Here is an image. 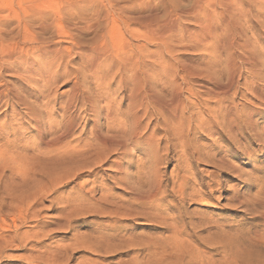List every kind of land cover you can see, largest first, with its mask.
I'll use <instances>...</instances> for the list:
<instances>
[{
    "label": "rangeland",
    "instance_id": "obj_1",
    "mask_svg": "<svg viewBox=\"0 0 264 264\" xmlns=\"http://www.w3.org/2000/svg\"><path fill=\"white\" fill-rule=\"evenodd\" d=\"M28 1L0 0L2 36L9 37L15 32L16 15H21L20 7ZM57 1L64 4L60 9L63 21L59 24L64 28V21L71 25L76 20L79 24L96 23L98 9L107 7L110 0H87L85 3V0H78L80 2L71 9L66 0ZM110 2L115 10L136 16L139 21L145 20L134 25L140 44L138 59L152 65L153 76H158L161 71L156 59H171L174 63L189 65L194 69L202 67L209 59H220L218 55L223 49V41L220 42L218 38L217 41L213 39L215 42H205V37L200 38L202 34L195 35L202 32L197 28L200 19H206V15L212 12L210 1V6L206 3L207 9L204 2L203 9L199 11L192 10V0ZM84 4L90 8L83 11L75 9L85 8ZM253 8L257 10L258 7ZM169 12L179 17L174 19V31L168 36L174 40L168 42L171 48L167 51L163 43L149 37L151 32L146 26L150 16L153 17L152 24H163ZM213 25L216 26L215 21L211 27ZM120 29L115 32L117 40L122 32L125 36L128 34L125 27ZM80 31L84 39L94 36L93 27ZM246 35L250 36L248 31ZM60 43L63 44L62 41ZM255 50L264 58L262 37L256 41ZM131 54L132 51L126 48L125 58ZM220 55L222 58L224 52ZM9 62L6 61V64ZM69 66L75 68L74 64ZM94 69L82 74L88 78L91 88L95 83L89 77L98 71ZM241 74L245 75L243 67ZM0 75L9 84L17 82L4 69ZM60 80L56 87V106H60L71 85L66 78ZM240 81L243 80L239 78V89L249 92L246 89L248 86ZM162 96L169 101L170 92L162 91ZM51 99H43L42 109L52 105ZM180 100L182 103L173 104L174 107L181 104L175 111L185 114L181 121L183 123H179L183 130L181 135L178 132V138L172 129L174 125L168 127L162 113L153 105H148L142 127L147 126L146 134L155 131L153 138L159 144L157 150L162 157L158 165L161 185L160 194L141 204L132 203V194L112 178L117 171L111 167L110 161L116 159L117 155L110 154L104 163L95 164L91 154L101 151V148L94 147L92 153L80 151L91 141L90 126L96 117L88 121V113H85V117L79 118L68 145L62 150L47 153L38 150L35 135L29 132L30 124L17 119L23 117L22 109L18 106H0V264H264V189H261L264 187V146L253 140L248 146L250 154L231 158L235 165L241 166L244 174L241 177L219 171L207 156H204L206 161L204 158L200 161L195 159L200 152L205 153V146L213 138L206 131L194 133L199 119L205 117V111L201 112L202 106L196 105V98L181 94ZM122 106H127L126 102L123 101ZM198 110L201 114L196 115ZM59 114L55 113L51 119L58 120ZM263 116L264 110H260L254 120L260 123ZM10 117L13 119L10 120ZM100 120L104 126L106 122L102 118ZM260 126L264 128V123H260ZM140 146L145 147L143 141ZM230 147L231 144H225L221 154L227 155L225 153ZM185 151L188 153L185 154ZM210 153H216V150ZM148 159V152L135 149L121 159L128 166L120 170L133 174L139 164V168L143 167L149 175L148 166L155 163ZM227 174L231 177L228 178ZM233 187L247 206L243 201L242 207L234 204L238 201L231 198ZM205 198H209L208 205L199 206L202 201L205 202ZM21 199L28 200L29 207L23 215H17L13 210ZM252 203H255L254 206ZM116 208L119 212H114Z\"/></svg>",
    "mask_w": 264,
    "mask_h": 264
},
{
    "label": "bare ground",
    "instance_id": "obj_2",
    "mask_svg": "<svg viewBox=\"0 0 264 264\" xmlns=\"http://www.w3.org/2000/svg\"><path fill=\"white\" fill-rule=\"evenodd\" d=\"M110 1H107L109 5L105 6L106 10L105 7L103 9L105 12L98 9L96 23L92 21L79 24L76 20L72 21L74 25H71L64 21V28L59 25L63 21L60 9L64 6L60 1L58 3L57 0H29L24 3L20 7L21 15H16L17 24L13 28L15 32L12 34L10 32L11 35L6 37L2 36L3 31L0 29V72L4 69L17 79L16 84L12 85L0 78V106L20 107L24 113L23 117H17L15 114L14 117L30 124L29 132L35 135L34 141L38 150L47 153L62 150L68 145L74 136L79 118L85 117V113H88V121L96 117L90 126L91 141L80 151L92 153L94 147L101 148V151L97 150L91 154L95 164L104 163L110 154L117 155L116 159L110 161L111 167L117 171L112 178L132 194V203L141 204L160 194L158 191L161 185L158 165L162 157L157 150L159 144L153 138L155 131L151 130L146 134L147 126L142 127L148 105H153L162 113L167 119L164 123L167 122L168 127L174 125L172 129L178 138L182 134L181 121L185 114L183 111H175L181 104H176V108L173 104L182 103L181 94L190 95L196 98V105L202 106L203 110L198 107L201 112L205 111L203 113L205 117L197 120L194 133H198L199 130L206 131V134L213 138L205 146V153L200 152L195 159L200 161L207 156V159L211 158L210 161H214L219 171L241 177L243 173L241 166L235 165L231 158L250 154L248 146L253 140L261 142L264 146V128L260 126V123H264V116L260 123L254 120V116L260 110H264V58L255 50L256 41L261 37L264 40V0H192L191 8L195 11L203 9L204 2V8L207 6L206 3L208 6L213 5L212 8L209 7L212 12L208 8L211 13L206 15L208 16L206 19L203 18L204 21L196 18V22L199 21L197 28L202 32L195 35L202 34L200 38L205 37V42L213 39L217 41L218 38L220 42L223 41V49L218 55L220 59L214 61L209 59L198 69L189 65H179L171 59H156L162 72V74L159 72L158 76H153V71L151 73L152 65L142 63L138 59L140 44L134 25H139L145 20L139 21L136 16L115 10ZM77 2L80 1H65L69 8L74 7ZM84 6L85 8L75 9L83 11L90 8H87L88 5ZM216 6L219 9H216ZM253 7L258 8L256 10ZM169 13L166 22L158 25L152 24V16L148 17L146 26L151 32L149 37L163 43L167 51L171 48L169 41L172 39L168 36L174 31L176 23L174 19L179 17L176 13ZM214 21L216 26L211 27ZM89 27L94 28V36L91 39H84L80 30ZM123 27L128 34L125 36L122 32L117 40L115 32ZM246 31L250 36L246 35ZM115 40L118 41V45ZM126 48L132 51L128 58L124 56ZM222 52L224 56L221 58ZM6 61L11 62L6 64ZM70 64H74L75 68H71ZM153 66L155 67L154 64ZM94 67H97L98 71ZM242 67L245 75L241 74ZM92 69L97 71L91 78L89 77L95 83L93 88L88 85V78L82 75L89 70L92 72ZM64 78L71 81V85L65 99L60 106H56L57 83ZM239 78L243 80L240 81L242 84L248 86L246 89L249 92L239 89ZM157 84L160 89L157 88ZM162 91L170 92L169 101H165L164 96L160 97ZM47 98H52V105L44 107V110L42 103L43 99ZM123 101L127 106H122ZM201 112L198 110L196 115ZM55 113H60L59 119L53 121L51 117ZM100 118L106 122L104 126L101 125ZM12 119L13 117H10V120ZM142 141L144 148L140 146ZM228 143L231 147L228 153H225L227 155H222L221 148ZM135 149L148 152V160L155 163L151 167L148 166L149 175L143 167L139 168V164L133 174L120 170L128 166V163L122 162L121 159ZM211 150H216V153L209 154ZM186 153L188 152L185 151ZM228 175L226 176L230 178ZM183 184L186 185V182ZM232 189L231 198L238 201L234 204L242 207L245 201L239 199L234 187ZM207 199L209 198H205V202L202 201L199 206H207ZM258 202L257 200L256 203ZM28 207V200L21 199L13 212L23 215ZM114 212L119 211L116 208Z\"/></svg>",
    "mask_w": 264,
    "mask_h": 264
}]
</instances>
